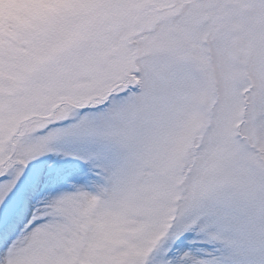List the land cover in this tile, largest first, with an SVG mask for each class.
<instances>
[{"label": "snow or ice", "instance_id": "obj_1", "mask_svg": "<svg viewBox=\"0 0 264 264\" xmlns=\"http://www.w3.org/2000/svg\"><path fill=\"white\" fill-rule=\"evenodd\" d=\"M0 264H264V0H0Z\"/></svg>", "mask_w": 264, "mask_h": 264}]
</instances>
